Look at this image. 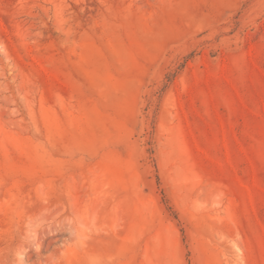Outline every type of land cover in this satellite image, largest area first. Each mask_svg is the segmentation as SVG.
<instances>
[{
  "label": "rangeland",
  "instance_id": "rangeland-1",
  "mask_svg": "<svg viewBox=\"0 0 264 264\" xmlns=\"http://www.w3.org/2000/svg\"><path fill=\"white\" fill-rule=\"evenodd\" d=\"M0 264H264V0H0Z\"/></svg>",
  "mask_w": 264,
  "mask_h": 264
}]
</instances>
